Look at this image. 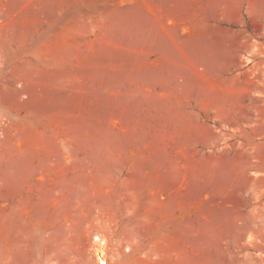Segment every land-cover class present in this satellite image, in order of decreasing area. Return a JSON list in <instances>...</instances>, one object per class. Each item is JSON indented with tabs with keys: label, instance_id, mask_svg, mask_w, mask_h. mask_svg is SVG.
<instances>
[{
	"label": "rangeland",
	"instance_id": "1",
	"mask_svg": "<svg viewBox=\"0 0 264 264\" xmlns=\"http://www.w3.org/2000/svg\"><path fill=\"white\" fill-rule=\"evenodd\" d=\"M0 57V264H264V0H0Z\"/></svg>",
	"mask_w": 264,
	"mask_h": 264
},
{
	"label": "bare ground",
	"instance_id": "2",
	"mask_svg": "<svg viewBox=\"0 0 264 264\" xmlns=\"http://www.w3.org/2000/svg\"><path fill=\"white\" fill-rule=\"evenodd\" d=\"M1 58V57H0ZM98 241H100V238H96ZM105 242L101 240L100 247L96 249V257L99 261V264H107L106 261V251L104 249Z\"/></svg>",
	"mask_w": 264,
	"mask_h": 264
},
{
	"label": "crops",
	"instance_id": "3",
	"mask_svg": "<svg viewBox=\"0 0 264 264\" xmlns=\"http://www.w3.org/2000/svg\"><path fill=\"white\" fill-rule=\"evenodd\" d=\"M219 73H222L224 75L225 81L227 82V64L224 65V67L222 68V72ZM224 113L227 115V111Z\"/></svg>",
	"mask_w": 264,
	"mask_h": 264
}]
</instances>
